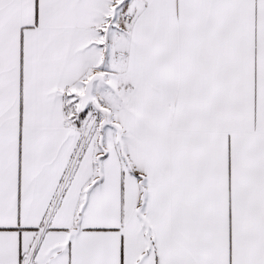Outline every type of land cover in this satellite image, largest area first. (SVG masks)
<instances>
[{"label":"snow or ice","instance_id":"1","mask_svg":"<svg viewBox=\"0 0 264 264\" xmlns=\"http://www.w3.org/2000/svg\"><path fill=\"white\" fill-rule=\"evenodd\" d=\"M0 264H264V0H0Z\"/></svg>","mask_w":264,"mask_h":264}]
</instances>
